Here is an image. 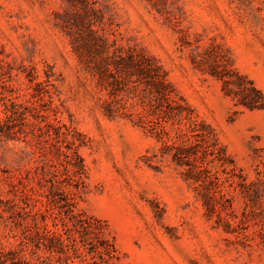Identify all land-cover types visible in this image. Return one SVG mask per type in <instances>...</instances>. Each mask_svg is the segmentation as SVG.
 <instances>
[{"label": "rangeland", "instance_id": "374dc122", "mask_svg": "<svg viewBox=\"0 0 264 264\" xmlns=\"http://www.w3.org/2000/svg\"><path fill=\"white\" fill-rule=\"evenodd\" d=\"M130 49L215 155L179 165V127L138 123L159 117L143 86L109 93L96 69ZM249 83L264 97V0H0V264H264Z\"/></svg>", "mask_w": 264, "mask_h": 264}, {"label": "trees", "instance_id": "16d2710c", "mask_svg": "<svg viewBox=\"0 0 264 264\" xmlns=\"http://www.w3.org/2000/svg\"><path fill=\"white\" fill-rule=\"evenodd\" d=\"M96 70L102 78L107 79L109 93L112 95L123 92V87L127 85H131L133 90L143 86V102L151 108L150 115L157 112L159 117L154 120L141 114L137 119L138 123L144 127H160V135L165 134L167 127H179L178 133L184 140L183 146H185L174 155L179 165L190 166L191 163L184 159L190 155H195L196 162L208 154L215 155L218 150L217 139L209 135L211 132L208 127H202L190 115L182 114L183 106L174 99V89L167 79V74L161 72V66L153 58L133 49L125 53L120 51L110 61H102V65H99ZM225 83L231 85V81H225ZM238 89L236 96H239L242 105L249 109L264 107L262 92L253 83L238 84ZM108 112L111 117L115 116L112 107H108ZM220 150L224 153L222 147ZM182 155L185 156L182 157ZM64 215L61 223L66 229L71 223H76V215L72 210H68Z\"/></svg>", "mask_w": 264, "mask_h": 264}]
</instances>
